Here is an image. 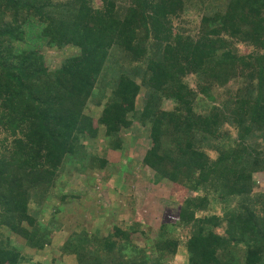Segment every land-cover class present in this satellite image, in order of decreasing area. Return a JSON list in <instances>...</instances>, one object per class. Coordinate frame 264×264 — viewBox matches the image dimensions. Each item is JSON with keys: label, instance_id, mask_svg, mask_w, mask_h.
<instances>
[{"label": "trees", "instance_id": "trees-1", "mask_svg": "<svg viewBox=\"0 0 264 264\" xmlns=\"http://www.w3.org/2000/svg\"><path fill=\"white\" fill-rule=\"evenodd\" d=\"M191 8L195 31L179 21ZM36 33L77 50L51 68L42 50L22 47ZM237 78L246 84L226 88ZM136 121L149 140L141 164L171 182L176 200L154 236L139 213L108 222L110 207L86 219L95 196L66 176L110 175L92 140L120 150ZM259 174L264 182V0H0V264L49 256L59 226L61 255L45 264H173L180 251L184 264H264Z\"/></svg>", "mask_w": 264, "mask_h": 264}, {"label": "rangeland", "instance_id": "rangeland-1", "mask_svg": "<svg viewBox=\"0 0 264 264\" xmlns=\"http://www.w3.org/2000/svg\"><path fill=\"white\" fill-rule=\"evenodd\" d=\"M94 2L95 4H100L101 0H94ZM186 14L188 17L185 16ZM199 19L200 14L195 11V8H191V10L186 11L185 14L182 15V19L179 21H182L181 24L184 25V28L187 27L195 31L198 28ZM175 24L177 25L178 23L175 21ZM25 45L42 50L44 52L45 59L51 68L59 67L61 62L67 56L75 53L77 50L70 46H65L63 48L48 47L47 44H45V40L39 37L37 33L34 34L31 39L27 37L24 40L22 47H25ZM239 47L242 48V51H245L244 47L241 45H239ZM132 66L144 67V63L124 61L123 67ZM187 81L191 87L196 88L194 76L191 75L187 77ZM246 82L247 81L245 79L242 80L241 78L234 80L231 79L226 84V88H230L233 91L245 85ZM216 88L219 87L215 85L211 87L212 90ZM218 90V92L223 91L222 88H219ZM223 94L224 93L218 95L219 98H217L216 101L223 99L220 97ZM209 103L210 102L205 95L199 94L195 100L194 108L197 112H204L205 105ZM162 106L165 109H170L174 106V103L170 100H163ZM91 113L96 115L98 113V109H92ZM123 135L125 136V145L120 150L106 147V151L104 152V140H102V138L92 140V146H94L95 153L97 152V154L105 156L108 164L110 163V169L112 164L113 169L110 175L108 174L109 172H106L105 170L87 169L86 172H82L72 168L70 171H67L66 176L69 178L71 186L77 185L79 188H86L90 197L95 196L94 199L89 198L84 200L85 206L92 205V207L87 209L84 213L86 219H93L96 216L100 219L101 215L106 213V211L108 212L107 209L110 207H112L113 214L106 215L108 222H110L111 219H115L117 217L116 215L123 214V210H126L125 212L127 214L124 216L128 222L134 218L135 213H139L145 224L149 225L150 235L154 236L160 223L167 221L173 216L175 217L176 214L175 199L171 192V182L166 178H155L153 171L141 164L142 157L149 145L147 127L141 126L136 121L130 130L123 132ZM235 137V128L227 126L225 142L228 143L231 140H234ZM255 177L256 187L258 186L264 188V182L262 181L263 176L259 174ZM90 179H94V182H91L93 183L92 185L89 182ZM131 197L133 198V201L130 202L129 200H125L126 198L129 199ZM94 200L101 204L102 209H97L93 205L95 202ZM76 206L79 205L76 204ZM50 218L51 216L47 214L46 220L50 221ZM119 220L120 219L117 218V221ZM54 230L50 245L53 252H50V255L48 254L49 256L44 255L38 257L33 255L30 257V263L34 261L33 264H45V262L52 260L53 254H56L57 256L61 255V249L57 247L56 244L62 245V239L66 238L68 230H66L63 226H59ZM6 234L8 236V233L5 232V236ZM131 237L134 241H141L137 234H132ZM180 250H183V248ZM185 261V254L183 251H180L173 259V264H184ZM59 262L60 259L56 257V260L53 263L59 264ZM64 262H68L69 264L72 263L70 258H66ZM25 264L29 263L26 262Z\"/></svg>", "mask_w": 264, "mask_h": 264}]
</instances>
